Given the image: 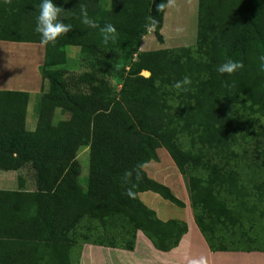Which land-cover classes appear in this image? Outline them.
I'll use <instances>...</instances> for the list:
<instances>
[{"label": "trees", "instance_id": "obj_1", "mask_svg": "<svg viewBox=\"0 0 264 264\" xmlns=\"http://www.w3.org/2000/svg\"><path fill=\"white\" fill-rule=\"evenodd\" d=\"M53 2L72 30L45 46L34 131L26 127L30 94L0 90V171L31 168L37 191L30 197L40 224H9L0 228V238L41 241L43 261L37 264H71L72 250L82 244L132 252L138 232L157 250L172 251L187 224L162 221L140 199V193L152 192L185 207L144 169L159 161L163 148L188 177L195 222L210 250L264 253V128L256 130L264 125V71L258 60L264 55V0H211L206 46L147 52L140 45L150 17L158 21L154 34L163 42L166 9H156L161 0ZM40 3L27 0L17 6L19 13L5 17L4 8L17 7L0 2V41L40 44L34 31ZM81 5L101 27H116L115 42L105 45L99 28L81 22ZM67 46L81 48L84 72L53 69L66 63ZM124 56L116 91L107 76ZM228 59L244 67L231 76L219 74L217 66ZM185 76L192 81L189 90L174 89ZM57 109L67 118L55 122ZM255 139L254 150L242 156L239 149ZM84 148L86 187L78 160ZM33 254L25 245V260L0 264H35Z\"/></svg>", "mask_w": 264, "mask_h": 264}, {"label": "crops", "instance_id": "obj_2", "mask_svg": "<svg viewBox=\"0 0 264 264\" xmlns=\"http://www.w3.org/2000/svg\"><path fill=\"white\" fill-rule=\"evenodd\" d=\"M26 1L27 0H12L11 5L16 7L23 6L26 4ZM0 2L3 6H7L4 4V0H0ZM104 3L106 5L108 0H103V4ZM192 5H194L192 7V12L193 8L195 7L194 11L197 15V20L195 19L197 23V29L196 35H194L195 33L192 32L190 35V41L188 39L189 44L186 45L182 43L186 39L180 37L176 38V35L173 37L169 36L171 38L170 41L172 44H167L169 38L166 39V25L168 26L167 14L169 12V8L166 9L164 23L161 29L163 42L160 43L165 47L164 49L189 47V45L206 46L209 43L211 34L209 24L211 0H196V2L192 3ZM20 11L21 10L17 7L15 10L4 8L1 12H3L2 15H5L6 17L12 12L19 13ZM5 17H3V19H5ZM150 34H154V30H149L147 35L143 37L140 45L141 52L154 51L150 49L147 44H145V41H147L146 39ZM193 39L195 40V43H193ZM145 45H147V47ZM65 52L67 55L66 63L61 66L53 67V69L61 71H65L66 69L67 73L84 72L85 68L83 67L81 61V48L79 46H67L65 48ZM44 63L45 46L33 43H13L0 41V90L20 91L30 94L27 107L26 125L28 123L30 112L32 111L31 101L33 99V95H40L41 98L43 80L40 74V67L44 65ZM33 115H35V110L33 111ZM157 152L158 157L159 153L161 152H164L166 157L169 155L163 148L158 149ZM172 161L170 162L172 165H174L172 167H176L175 163ZM148 166L149 164H147L144 169L149 177L155 178V181L168 186L172 191H180L181 189L183 190L181 191L182 194L179 193L181 196L179 194H176V196L179 197L182 202H184L185 207H178L177 211H174L175 215L173 214L172 217L170 216L163 218L159 212L160 209L158 205H162V201L165 202L162 200V197L155 193L151 194L149 192H144L140 193V199L142 201V197H145V199H150L151 206H148L144 201L143 202L148 207H150V209L154 210L158 218L162 221L165 222L171 219H177L185 222L188 226V232L182 237L179 246L170 252H162L157 250L154 248L148 238L142 237V234H140L141 232H138L135 251L131 252L123 250L124 252L134 255L142 237V242H146L148 245H150L153 255L161 264H190L191 260L199 259L201 256L207 259L208 264H264L263 252H212L195 222L194 211L191 207L188 184L186 187V185L182 182L183 186H185L182 187L179 175L181 177L183 175L179 172L178 168L176 167V170L173 169V177H171L170 173L164 174L163 171L158 168V164L149 166L151 172L147 171ZM36 191L37 190L33 179V171L30 167H26L18 171H0V228H6V226L9 224H40V222L36 221L37 204L35 202L33 203L32 197H30V195ZM163 205L165 204L163 203ZM21 243H23L22 246ZM25 245H30V247L32 246L35 264H37L36 262L42 263V242L35 238L29 242L0 238V261L16 262L17 259L20 260L21 258L25 260ZM88 246L95 247L94 245L90 244L84 245L82 248L83 250L81 251L80 264H88L89 262L90 250Z\"/></svg>", "mask_w": 264, "mask_h": 264}, {"label": "rangeland", "instance_id": "obj_3", "mask_svg": "<svg viewBox=\"0 0 264 264\" xmlns=\"http://www.w3.org/2000/svg\"><path fill=\"white\" fill-rule=\"evenodd\" d=\"M194 2H196V0H176V6L169 8V12L167 14L168 26L166 25V39L169 38L167 44H172L170 41L171 38L169 36L173 37L174 35H176L175 36L176 38L177 37H180L183 39L185 38L186 40H184L182 43L184 45H186V44H189L188 39L190 41V38H191L190 35L192 34V32H194L195 33L194 35H196L197 23H196L195 19L197 20V17H196L197 15H196V12L194 11L195 7L193 8V12H192V7L194 6V5H192V3H194ZM146 40L147 41H145V44H147L148 47H150V49H152V50H160V49L165 48L157 40L155 34H150ZM192 41H193V43H195L194 39ZM147 45H145V46L147 47ZM37 46H39V45H37ZM189 46H192V45H189ZM125 64H126V56H124V58L119 61L118 66L116 67L117 68L116 71L107 76V78L109 79V82L111 83L113 89H115L116 91H119L121 89L122 80L119 77V75L121 73H124ZM63 73L67 74L66 69H65V71H63ZM142 73H144V72H142ZM45 89L46 90L49 89L48 83H46ZM32 98H33L31 101V110L32 111L30 112V115L28 118V123L26 125L27 130H29V131H34L36 129L37 121H38V114L40 111V101H41L40 95H38V96L33 95ZM34 110H35V115H33ZM67 116H68V114L65 110L57 109L55 111L54 121L58 122V121L64 120L67 118ZM263 128H264V125L262 127H259V129H256V130H257V132H261L263 130ZM256 141L257 140L255 139L254 141H252L250 143H245V145L239 149V153H241L242 156H247L250 152H252L254 150V147L256 145ZM165 152H167V151L165 150ZM78 157H79V162L81 165L80 181H81L82 185L84 187H86L87 186V179H88V170H89V151H88V149L87 148L82 149V151L79 153ZM168 157H169V159H168ZM168 157L165 156L164 152H161V153H159V161L158 162L152 161L149 163V166L158 164V168H160L164 174L170 173V176L173 177L172 176L173 169L176 170V167H172V166H174L170 163L172 161V159H171L170 155H168ZM170 159H171V161H170ZM149 166L147 167V171L151 172V169ZM154 167H156V166H154ZM175 172H178V171H175ZM150 178L155 179L153 177H150ZM179 178H180L182 187H185V186H183V183L187 187L188 177L187 176L181 177L179 175ZM168 179H169V176H168ZM174 191L173 192L176 195V194L181 193V191H183V190L181 189L180 191L179 190H174ZM184 191H185V189H184ZM149 193L153 194L152 192H149ZM181 194H179V195L181 196ZM142 198H143V201L148 206H151L150 199H148V198L145 199V197H142ZM162 200H164V199H162ZM164 201L165 202L162 201V205L158 204L159 209H160V210L159 209L158 210L161 214V217H163V218H167L170 216L172 217L173 214L175 215L174 211H177L178 207L175 206L174 204H172L171 202L167 201V200H164ZM163 203L165 205H163ZM140 234H142V237L147 238L143 233H140ZM142 237H141V240L139 241V245H138L136 253L134 255H130L128 252H124L125 250L123 251L121 249H113V248L102 247V246H95V247H99V248H95V247L88 246V248L90 250L89 251L90 259H89L88 264H161L160 262H158L157 258H155V256L153 255V251H152L150 245H148L146 242H142V240H143ZM84 245L85 244L80 245V248L77 245L73 249V252L71 253V264H80V257H81V253H82L81 251L83 250L82 248L84 247ZM85 264H87V263H85Z\"/></svg>", "mask_w": 264, "mask_h": 264}, {"label": "clouds", "instance_id": "obj_4", "mask_svg": "<svg viewBox=\"0 0 264 264\" xmlns=\"http://www.w3.org/2000/svg\"><path fill=\"white\" fill-rule=\"evenodd\" d=\"M12 0H4L5 5H11ZM176 6V0H161L156 5L158 12L162 13L167 8ZM39 14L36 18V27L34 31L40 35L41 46L49 44L55 45L58 38L66 35L72 30V25L66 24L61 19L62 8L58 7L53 0H41L38 5ZM149 30H155L158 21L154 17H150ZM81 22L92 28H99L102 35L103 43L107 45L110 41L115 42L117 39V29L111 23H106L100 26L96 21L88 17L86 6L81 5ZM259 69L264 71V55L258 57ZM244 67L242 62H237L232 59L226 60L224 63L217 66L216 71L221 75H233L238 70ZM192 83L190 77L185 76L182 80L176 81L172 87L178 91H188ZM129 195L131 191L129 190ZM190 264H208L205 257L201 256L199 259L191 260Z\"/></svg>", "mask_w": 264, "mask_h": 264}]
</instances>
